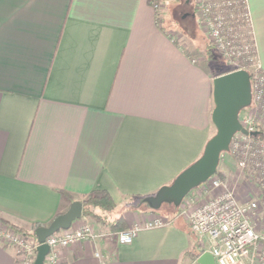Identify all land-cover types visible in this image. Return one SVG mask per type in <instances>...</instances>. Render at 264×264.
<instances>
[{"label": "crops", "instance_id": "obj_1", "mask_svg": "<svg viewBox=\"0 0 264 264\" xmlns=\"http://www.w3.org/2000/svg\"><path fill=\"white\" fill-rule=\"evenodd\" d=\"M245 1L264 68V0ZM158 14L150 0H0V222L32 232L106 190L127 228L140 226L121 243L125 229L91 220L97 237L62 247L60 264H201L176 208L163 226L143 224L140 198L214 134L215 75ZM18 252L0 241V264H19Z\"/></svg>", "mask_w": 264, "mask_h": 264}, {"label": "built area", "instance_id": "obj_2", "mask_svg": "<svg viewBox=\"0 0 264 264\" xmlns=\"http://www.w3.org/2000/svg\"><path fill=\"white\" fill-rule=\"evenodd\" d=\"M224 2L226 6L233 4L232 0ZM222 4L221 0L201 2L200 22L208 27L214 43L222 53L231 58L243 57L240 54L249 52L247 44H235L239 42L237 34L232 27L223 26L225 15L214 11L213 6L218 10ZM154 7L160 10L161 4H154ZM248 19L251 22L250 15ZM247 58L250 65L256 67L250 73L253 93L250 106H256V113L261 115L260 111L264 114V68L257 53L247 55ZM255 116L252 111L246 112L244 117L240 116L249 133L236 132L229 150L237 155L241 167L251 169L247 178L242 171H236L239 180L234 184L231 175L224 173L223 177L216 172L192 189L179 205L178 215L187 220L191 230L201 240L203 250L213 254L216 264H264V149L260 146L263 142L258 140L261 138H255L250 133H261ZM260 123L264 127V117ZM248 184H253V187ZM165 223L166 218L151 213L143 224L145 227H159ZM139 227V224H135L120 231L119 241L131 243ZM96 237L97 233L89 221L82 217L75 220L70 228L60 229L46 238L50 250L44 264H60L59 251L62 247ZM0 241L18 248L19 264H34L37 246L40 244L35 235L18 232L9 227L8 223L0 224Z\"/></svg>", "mask_w": 264, "mask_h": 264}, {"label": "water", "instance_id": "obj_3", "mask_svg": "<svg viewBox=\"0 0 264 264\" xmlns=\"http://www.w3.org/2000/svg\"><path fill=\"white\" fill-rule=\"evenodd\" d=\"M191 0H186L190 2ZM252 80L247 69H235L216 75L213 78L214 108L212 122L215 133L207 140L203 153L189 166L182 170L170 183L161 186L154 195L144 198L150 208L159 209L163 203L178 206L184 197L194 188L214 175L223 152L230 150V143L238 131L249 133L240 120V112L252 102ZM258 135L259 131L250 132ZM83 216V202L74 200L69 208L58 214L49 225H40L35 229V236L40 244L34 264H44L50 250L46 238L60 229L70 228L73 222ZM201 264H216L213 254L205 251L198 258Z\"/></svg>", "mask_w": 264, "mask_h": 264}, {"label": "rangeland", "instance_id": "obj_4", "mask_svg": "<svg viewBox=\"0 0 264 264\" xmlns=\"http://www.w3.org/2000/svg\"><path fill=\"white\" fill-rule=\"evenodd\" d=\"M203 1L213 2V0H193L190 5H184L182 0H169L168 3L161 6L162 11L159 10V14H158V17L160 18L159 20H161V23L164 22V24L168 28H170L172 31L176 33V36L179 37L181 42L186 44L187 48L189 49V52L192 54L193 57H195L197 60H202V61L205 60V62L210 65L214 75H217L218 73L227 70L231 71L241 68L247 69L252 74V69L255 70L256 67L255 66L252 67V65H250L247 55L252 56L256 54L255 40L252 32L253 30L252 23L248 19L249 11L246 5V1L232 0L233 4L226 6L225 5L226 2H224V0H221L223 4L222 6L219 7L218 10H216V6H213L214 11L220 12L219 14L225 15L223 26L232 27L235 33L237 34L239 42H234V43L247 44V48L249 52L240 54V56L243 57H239V58H231L228 57L226 54L222 53L214 43V39L211 37L210 32L208 31V27H206L200 22L202 21L201 20L202 14L200 13L199 10V4ZM192 13H194V15H192ZM208 48H211L210 51L213 53L214 56L212 59L210 58V60H207L208 50H209ZM250 111H252L253 114L256 115L255 116L256 122L260 127V131H261L260 134L263 136V139H258V140H260L259 141L260 143L262 142L264 143V127H263V123H260V119L264 117V114L261 111H260L261 115L259 113H256V106L251 105L249 108H246L243 112H241L240 116L244 117L246 115V112H250ZM215 131L216 128L214 126V133ZM263 143L260 144V146L264 149ZM227 154L231 158L230 159L231 166L228 164L227 160L225 159ZM238 160L239 159L237 155L234 154L233 151L232 152L228 151L227 153L222 154L218 166L219 171L222 172L224 170H222L221 168H228V172L226 173L231 175V179L233 183L239 180V177L236 175V171L239 172L242 171V174L245 175V177L247 178V173L251 170L249 167L247 168L241 167L238 164L239 163ZM217 174L222 176L220 172ZM253 183L257 187H259L258 183L254 181ZM249 185L250 186L252 185L251 187H253V184H248V186ZM137 200L138 199H134V200L129 199L127 201L132 206L133 203H135L136 205L138 204ZM130 201H133V203ZM171 208L175 209L176 205H174L173 203H163L159 209L153 210L151 208L150 213H155L158 216H162L163 218H169L171 217L172 214ZM176 209L177 212H179L178 208ZM119 212L120 209H117L115 214L117 215ZM174 212L176 213V211ZM84 220L89 221L90 223H92L91 220L97 221L95 218L88 216H84ZM0 224L5 225L7 224V222L2 221L0 222ZM8 224L9 227L11 226L13 227V229L19 232V230H17L14 227V225H11L10 223ZM26 233L29 236L32 235L31 232H26Z\"/></svg>", "mask_w": 264, "mask_h": 264}, {"label": "trees", "instance_id": "obj_5", "mask_svg": "<svg viewBox=\"0 0 264 264\" xmlns=\"http://www.w3.org/2000/svg\"><path fill=\"white\" fill-rule=\"evenodd\" d=\"M168 1L169 0H150L152 4H162V5L168 3ZM192 1L193 0H191L190 2H186V0H182L184 5H190ZM192 15H194V13H192ZM208 49L209 50H208L207 60H210V58L212 59L214 56H213V53L210 51L211 48H208ZM228 71L229 70L218 73L217 75L228 72ZM245 109L246 108H244L241 112H243ZM253 136L255 138L263 139V136L260 133L256 136L255 135ZM224 153H227V152H223V154ZM219 172L221 173L223 177L225 176V174L222 171H219L218 169L217 173ZM140 200L141 202H144V197L140 198ZM82 202H83V216L93 217L97 221L103 224H108L112 230H123L127 228L128 225L123 215L120 213H118L117 215L115 214L117 210V203L113 200L112 196L110 195L108 191L96 190L90 193L87 197H85L82 200ZM176 208H178L179 210V205L176 206ZM38 226H40V224L35 225L34 230L31 232L32 235H35V229ZM14 227L19 231L23 230L22 228L18 226H14ZM203 253H204V250H201L194 257L192 253H189V254H191L192 258H195V257L197 258Z\"/></svg>", "mask_w": 264, "mask_h": 264}]
</instances>
